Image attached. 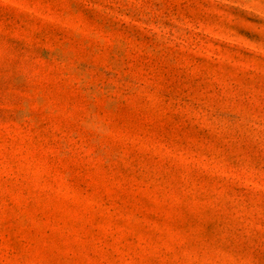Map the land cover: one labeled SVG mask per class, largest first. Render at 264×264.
<instances>
[{
    "label": "rangeland",
    "instance_id": "obj_1",
    "mask_svg": "<svg viewBox=\"0 0 264 264\" xmlns=\"http://www.w3.org/2000/svg\"><path fill=\"white\" fill-rule=\"evenodd\" d=\"M0 264H264V0H0Z\"/></svg>",
    "mask_w": 264,
    "mask_h": 264
}]
</instances>
